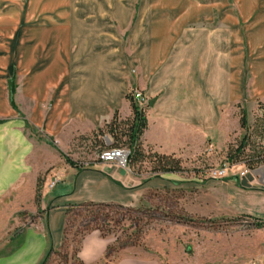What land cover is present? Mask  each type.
<instances>
[{
    "label": "crops",
    "instance_id": "obj_1",
    "mask_svg": "<svg viewBox=\"0 0 264 264\" xmlns=\"http://www.w3.org/2000/svg\"><path fill=\"white\" fill-rule=\"evenodd\" d=\"M132 90L150 102L145 148L189 162L225 151L241 132L239 108L247 121L249 108L264 105V23L235 30L228 0H0V210L36 217L0 264H41L47 251L63 248L73 206L131 207L159 185L117 164L70 158L115 114L132 118ZM49 167L60 176L52 192L42 181L50 206L42 226L36 186ZM263 185L264 172L243 173L226 208L264 221ZM106 247L90 232L76 257L101 264Z\"/></svg>",
    "mask_w": 264,
    "mask_h": 264
},
{
    "label": "rangeland",
    "instance_id": "obj_2",
    "mask_svg": "<svg viewBox=\"0 0 264 264\" xmlns=\"http://www.w3.org/2000/svg\"><path fill=\"white\" fill-rule=\"evenodd\" d=\"M190 1L206 3L210 0ZM228 3L232 5L235 30L264 23V0H228ZM11 86L14 88L12 96ZM15 90L16 81L12 77L9 79L11 97ZM260 105L249 108L247 129H241L229 143L230 148L235 150L241 139L244 136L247 138V146L240 157L227 161L228 144L223 152L202 155L196 161H181L183 171L172 176L171 182L166 185L161 180H166L167 176L152 175L149 161L136 165L132 170L142 183L157 180L159 183L155 184L159 185L143 191L139 201L131 207L80 205L70 208L63 248L47 251L41 264H82L76 253L81 240L90 232H95L107 242L101 264H115L121 259L127 260L128 264H246L257 262L259 258L255 256L259 254L263 259L264 227L248 226L244 223L245 219L248 220L246 215H235L226 208V195L231 190L235 191V181H240L243 173L256 176L264 172V163L254 165V169L245 164L249 157L264 156V105ZM25 126L27 132L35 134L28 123ZM99 140L103 143L102 149L117 147L129 150L127 139L120 133L117 140L109 134L99 137ZM80 148L70 158L91 161L97 158L101 144L91 139L90 143ZM53 169L49 167L39 177L49 192L54 190L60 176ZM51 182L54 186L49 188ZM41 186L36 197L40 196L42 201L40 223L44 226L45 214L50 206L41 197ZM3 214L0 210V255L15 248L13 239L17 233L29 227L36 218L26 210L13 211L12 208L9 213ZM8 239L11 240L9 244Z\"/></svg>",
    "mask_w": 264,
    "mask_h": 264
},
{
    "label": "trees",
    "instance_id": "obj_3",
    "mask_svg": "<svg viewBox=\"0 0 264 264\" xmlns=\"http://www.w3.org/2000/svg\"><path fill=\"white\" fill-rule=\"evenodd\" d=\"M14 92V88L10 87V94L12 96ZM10 96V97H11ZM12 98V97H11ZM128 100L130 102V106L132 109V118L127 121H118L117 115L115 114L113 119L109 124H106L102 129H99L95 134H93V141H95L96 144H101V150L99 153L103 150L102 145L103 143L101 140H99V137L104 136L105 134H109L113 136L116 140L118 138V135H123L127 139V145L129 148V155L126 160V167L134 174V171L132 170L136 165L141 166L145 161H149L150 163V172L152 175H155V177H160L161 175L166 174H178L181 173L183 170L181 168V160L177 159L173 155H160L156 152H153L150 148H145L142 144L141 137L146 129V118H145V112L139 111L136 106L132 103L128 96ZM11 104L12 99H11ZM262 105V104H261ZM260 105V106H261ZM239 123L240 128L242 130L247 129V121H246V114L244 110H239ZM247 146V138L244 136L241 141L239 142L238 146L235 148V150H232L230 148V144L228 146V152L226 155L227 161H234L237 157H240L244 149ZM111 148V147H109ZM107 148V149H109ZM113 148V147H112ZM117 148V147H116ZM249 160L245 163L249 169H254V165H259L264 163V156L258 155L257 157H249ZM66 162L75 167V163H73L70 159L65 157ZM42 185V181L40 179L37 180V186L36 189L39 191L40 186ZM109 207L110 205L105 204H85L82 207ZM251 225L256 228H262L264 227V221L260 220L258 218H254L251 216L246 217ZM66 229V228H65Z\"/></svg>",
    "mask_w": 264,
    "mask_h": 264
},
{
    "label": "built area",
    "instance_id": "obj_4",
    "mask_svg": "<svg viewBox=\"0 0 264 264\" xmlns=\"http://www.w3.org/2000/svg\"><path fill=\"white\" fill-rule=\"evenodd\" d=\"M129 98L132 103L136 106V108L141 111L145 112L149 107V99L148 97L140 90H132L129 93ZM129 155V150L122 149V148H109L106 150L101 151L97 155V160L102 163H112L117 164L122 167H126V160ZM49 188L54 186V182H51ZM244 223L248 226H251V223L248 220H244ZM248 264H259L258 262H251Z\"/></svg>",
    "mask_w": 264,
    "mask_h": 264
}]
</instances>
